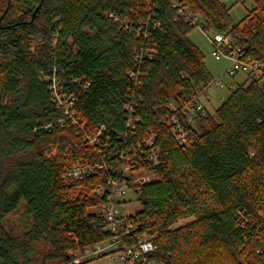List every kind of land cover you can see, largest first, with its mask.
<instances>
[{
    "label": "trees",
    "instance_id": "16d2710c",
    "mask_svg": "<svg viewBox=\"0 0 264 264\" xmlns=\"http://www.w3.org/2000/svg\"><path fill=\"white\" fill-rule=\"evenodd\" d=\"M254 1L234 24L222 0H0V264H31L38 242L45 260L75 264L74 252L107 241L97 212L107 197L93 192L149 132L158 164L145 147L136 161L156 179L135 188L143 210L127 244L154 236L164 264H264L263 77L246 75L193 125L181 113L215 80L179 10L264 65V16L253 18L264 0ZM100 127L102 153L83 140ZM87 162L106 170L64 182L67 167ZM22 203L31 227L12 236L4 219Z\"/></svg>",
    "mask_w": 264,
    "mask_h": 264
},
{
    "label": "built area",
    "instance_id": "2783aa9c",
    "mask_svg": "<svg viewBox=\"0 0 264 264\" xmlns=\"http://www.w3.org/2000/svg\"><path fill=\"white\" fill-rule=\"evenodd\" d=\"M174 6L176 7L177 5L175 4ZM179 14L185 21L191 23L195 28H199L203 33L208 30L198 17L191 15L186 9H180ZM210 42L214 47L212 55L215 60L219 61L225 58L231 62V66L226 71L230 77L233 78L237 72L242 71L246 75L262 76V83L264 84V65L259 63H246L241 60V50L231 36L215 34L210 39ZM217 84L221 88L225 87L221 80H217ZM62 106H64L66 116H69L74 121V113L70 111L72 103ZM173 110L175 109L173 108ZM205 111V107L200 104L199 100H195V102H192L182 109L181 113L185 117L187 125H193L197 115L205 114ZM73 124L78 125L76 121ZM169 126L178 144L185 146L188 142V132L180 123L178 117H172ZM104 134L105 129L100 127L92 135L84 134L83 140L91 148H100L99 153H102V146L107 147L109 143L101 144V139ZM143 147H145L148 153L149 161L153 165H157L158 151L155 147V136L153 132H149L142 143H139L137 148H134L131 153L124 152L120 155L122 164L114 167V173L107 180V187H97L94 190L93 195L95 197H107L106 205L98 209L97 212L104 215L107 222L106 230L109 232L110 238L105 241L109 243L108 247H101L103 242L94 247L86 248L84 250L86 254L96 255L98 257L111 256L113 258V264H164L153 258L159 251L154 236H147L137 240L134 244H127L128 236L134 227L129 221L130 217L123 215L119 210V206L127 196L128 191L135 190V188L151 183L156 179L152 172L147 171L136 161L138 156L137 151L142 150ZM105 170L106 166L101 163H76L66 168L63 180L66 184H71ZM76 254H79V252ZM74 263L78 264L81 261L79 258H75Z\"/></svg>",
    "mask_w": 264,
    "mask_h": 264
},
{
    "label": "rangeland",
    "instance_id": "374dc122",
    "mask_svg": "<svg viewBox=\"0 0 264 264\" xmlns=\"http://www.w3.org/2000/svg\"><path fill=\"white\" fill-rule=\"evenodd\" d=\"M222 2L227 8H230V17L234 24L243 22L251 12L257 9L254 0H222ZM255 16L256 18H261L264 16V13L258 12L253 18H255ZM215 34L216 33L211 29L203 33L199 28H195L189 35L190 40L203 52L206 58V66L215 80L213 85L199 97L200 104L211 114H214L223 100L229 96L233 85L236 86L243 83L246 78V74L242 71L237 72L233 78L230 77L226 71L231 66V62L225 58L219 61L215 60L212 55L214 47L210 42V39L213 38ZM38 42H40V39L34 41V45ZM1 75L2 73L0 71V77ZM217 80H221L225 87L221 88L217 84ZM119 210L127 217L135 216L143 210L142 203L135 190L127 192V196L120 204ZM4 226L12 236L21 235L30 229L31 219L25 215L23 203L15 213L5 217ZM108 245V242H104L101 247L106 248ZM47 251V244L44 242L36 243L35 251L30 255L31 264H63L61 260H45ZM74 256L79 258L82 263L86 262V264H113V258L111 256L98 257L96 255L86 254L85 251L79 252V254L74 252Z\"/></svg>",
    "mask_w": 264,
    "mask_h": 264
}]
</instances>
